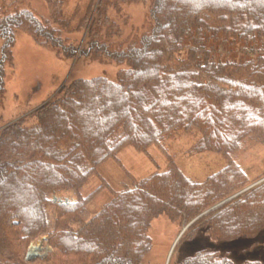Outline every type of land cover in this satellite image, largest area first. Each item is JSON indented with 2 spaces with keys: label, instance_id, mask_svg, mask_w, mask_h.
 I'll list each match as a JSON object with an SVG mask.
<instances>
[{
  "label": "trees",
  "instance_id": "trees-1",
  "mask_svg": "<svg viewBox=\"0 0 264 264\" xmlns=\"http://www.w3.org/2000/svg\"><path fill=\"white\" fill-rule=\"evenodd\" d=\"M147 1V28L123 39L115 40L121 30L101 0L83 17L95 9L79 55L122 67L114 81L75 79L32 113L31 125L19 121L0 132V264H25L29 244L41 237L51 250L45 264H142L159 215L181 225L198 218L186 239L199 229L218 242L264 230V181L230 199L264 178V0ZM59 21L2 9L0 37H10L13 23L75 55L68 23ZM177 132L197 134L190 152L216 154L225 165L200 182L187 177L162 149ZM247 139L263 149L255 180L233 159ZM125 147L147 155L160 149L165 170L141 180L128 175L131 186L120 192L101 179L82 197L81 188L107 160L118 163ZM102 191L111 200L89 215ZM178 264L233 263L204 250Z\"/></svg>",
  "mask_w": 264,
  "mask_h": 264
},
{
  "label": "rangeland",
  "instance_id": "rangeland-1",
  "mask_svg": "<svg viewBox=\"0 0 264 264\" xmlns=\"http://www.w3.org/2000/svg\"><path fill=\"white\" fill-rule=\"evenodd\" d=\"M99 2L100 0H61L59 6H51L48 0H0V10L26 9L40 19L66 21L68 27L65 36L75 42L78 48L75 55L59 52L50 44L41 42L27 27L18 28L13 23L9 24L11 33L5 40L9 44H5L0 37V132L19 121H23L26 126L31 125L34 122L32 113L46 102L61 96L63 88L75 79L103 77L115 80L122 67L79 55L80 49L87 42V32L95 9L86 22H82L83 17L91 6L94 8ZM113 2L101 0L100 5L107 8L108 16L121 30L120 38L115 40L132 33L141 34L147 28V0L119 5H114ZM57 7H60L58 18L55 15ZM197 137L194 133L177 132L164 141L162 149L171 156L183 174L200 182L220 170L225 162L220 156L209 152L192 154L190 149ZM233 159L251 180H255L263 172V149L250 139L245 140L242 151ZM117 162L107 160L103 163L97 172L98 176L90 178L81 188L80 195L87 197L91 194L100 186L101 179L113 191L120 192L131 186L128 175L141 180L155 172L164 171L167 166L165 154L156 147H151L148 155L125 147L117 155ZM58 197L74 200V196L68 192H62ZM110 200V193L102 191L88 205V214L97 213ZM190 225L191 222L181 225L171 221L166 215L153 219L148 229L151 248L142 264H178L204 250L227 257L233 264H264V230L252 239L218 242L210 240L203 229L186 239ZM50 252L45 238L41 237L29 244L23 260L25 264H45Z\"/></svg>",
  "mask_w": 264,
  "mask_h": 264
},
{
  "label": "water",
  "instance_id": "water-1",
  "mask_svg": "<svg viewBox=\"0 0 264 264\" xmlns=\"http://www.w3.org/2000/svg\"><path fill=\"white\" fill-rule=\"evenodd\" d=\"M263 181H264V178H262L261 180L257 181V182L254 183L253 185L248 186L247 188H245L244 190L240 191L239 193L235 194V195L232 196L230 199H232V198H234V197H236V196L242 194L243 192H245V191H247V190L253 188L254 186L260 184V183L263 182ZM230 199H228V200H230ZM228 200H227V201H228ZM223 203H224V202H223ZM223 203H221V204H223ZM221 204H220V205H221ZM220 205H217L216 207H218V206H220ZM216 207H214V208H216ZM214 208H213V209H214ZM197 219H198V218H197ZM197 219H195L194 221H196ZM194 221H192L191 223H193Z\"/></svg>",
  "mask_w": 264,
  "mask_h": 264
},
{
  "label": "bare ground",
  "instance_id": "bare-ground-1",
  "mask_svg": "<svg viewBox=\"0 0 264 264\" xmlns=\"http://www.w3.org/2000/svg\"><path fill=\"white\" fill-rule=\"evenodd\" d=\"M34 250H36V249H34Z\"/></svg>",
  "mask_w": 264,
  "mask_h": 264
}]
</instances>
